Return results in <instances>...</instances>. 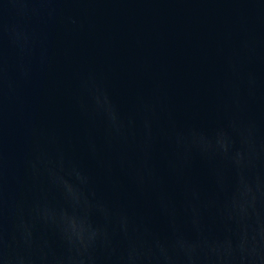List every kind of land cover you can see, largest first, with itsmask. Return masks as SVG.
<instances>
[{"label": "water", "instance_id": "1", "mask_svg": "<svg viewBox=\"0 0 264 264\" xmlns=\"http://www.w3.org/2000/svg\"><path fill=\"white\" fill-rule=\"evenodd\" d=\"M0 264H264V0H0Z\"/></svg>", "mask_w": 264, "mask_h": 264}]
</instances>
